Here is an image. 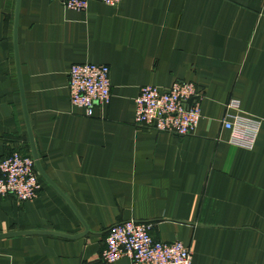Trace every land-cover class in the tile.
Returning <instances> with one entry per match:
<instances>
[{
	"label": "crops",
	"instance_id": "1",
	"mask_svg": "<svg viewBox=\"0 0 264 264\" xmlns=\"http://www.w3.org/2000/svg\"><path fill=\"white\" fill-rule=\"evenodd\" d=\"M16 0H0V160L31 156L17 76ZM21 89L40 166L37 196L0 197V264H109V227L151 222L155 240H180L191 264H264V0H20ZM105 64L110 100L92 114L71 104L68 71ZM188 81L201 92L192 134L134 121L140 88ZM236 100L237 107H227ZM262 118L251 148L222 120ZM32 157V156H31ZM76 210H74L70 207ZM111 264H130L126 256Z\"/></svg>",
	"mask_w": 264,
	"mask_h": 264
},
{
	"label": "built area",
	"instance_id": "2",
	"mask_svg": "<svg viewBox=\"0 0 264 264\" xmlns=\"http://www.w3.org/2000/svg\"><path fill=\"white\" fill-rule=\"evenodd\" d=\"M64 7L84 11L91 0H58ZM115 5L121 0H98ZM69 98L72 105L81 107L87 115L95 105L110 100V72L105 64L76 63L68 71ZM201 92L188 81H176L167 89L154 85L140 88L134 99V121L148 129L174 133L180 136L192 134L200 120L199 99ZM227 107H237L236 100ZM262 118L247 114H232L222 120L231 131V144L251 148L262 123ZM39 183L34 160L13 150L0 160V197L13 195L23 202L34 199ZM151 222L126 220L112 224L105 236L101 259L114 263L128 257L130 264H191L192 251L180 240L170 242L155 240L150 235Z\"/></svg>",
	"mask_w": 264,
	"mask_h": 264
},
{
	"label": "water",
	"instance_id": "3",
	"mask_svg": "<svg viewBox=\"0 0 264 264\" xmlns=\"http://www.w3.org/2000/svg\"><path fill=\"white\" fill-rule=\"evenodd\" d=\"M19 2L20 0H16V6H15V13H14V25H13V42H14V54H15V62H16V69H17V76L19 80V86H20V95H21V101H22V108H23V114H24V120L26 124V129H27V134H28V139H29V144H30V150H31V156L34 160L35 167L39 174L46 180L48 181L57 191L58 188L53 184V182L46 176L44 171L42 170L39 160H38V154L36 152V148L34 145L32 133L30 131V126L28 123V117L26 114V109H25V104H24V96L23 92L21 89V81H20V69H19V60H18V53H17V46H16V27H17V20H18V11H19ZM70 207L74 210L76 213V210L73 208L72 205ZM77 214V213H76ZM82 226H83V231L79 232L78 234H66L62 232H56V231H50V230H22V231H12V232H6V233H0V238L2 237H8V236H13V235H20V234H27V233H44V234H52V235H57V236H63L67 238H76V237H81L84 236L88 232V228L86 224L81 220Z\"/></svg>",
	"mask_w": 264,
	"mask_h": 264
},
{
	"label": "trees",
	"instance_id": "4",
	"mask_svg": "<svg viewBox=\"0 0 264 264\" xmlns=\"http://www.w3.org/2000/svg\"><path fill=\"white\" fill-rule=\"evenodd\" d=\"M10 153V152H9Z\"/></svg>",
	"mask_w": 264,
	"mask_h": 264
}]
</instances>
